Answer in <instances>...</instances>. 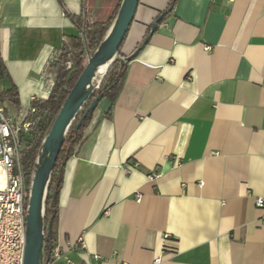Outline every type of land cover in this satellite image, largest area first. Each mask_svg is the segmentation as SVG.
<instances>
[{
	"label": "crops",
	"instance_id": "crops-1",
	"mask_svg": "<svg viewBox=\"0 0 264 264\" xmlns=\"http://www.w3.org/2000/svg\"><path fill=\"white\" fill-rule=\"evenodd\" d=\"M121 1L0 0L10 115L48 98V61L80 36L71 18L106 22ZM170 3L141 0L123 59ZM84 134L57 225L74 264H264V0H177Z\"/></svg>",
	"mask_w": 264,
	"mask_h": 264
},
{
	"label": "trees",
	"instance_id": "trees-1",
	"mask_svg": "<svg viewBox=\"0 0 264 264\" xmlns=\"http://www.w3.org/2000/svg\"><path fill=\"white\" fill-rule=\"evenodd\" d=\"M176 1L177 0H171L168 10L164 12L162 22L172 13V11L169 10L174 6ZM122 2L123 0L116 7L113 16L106 22L90 24L86 20L85 12L80 17L71 18L72 22L80 32V36L70 38L64 42L61 47L62 55L60 60L51 65V71L56 74L54 88L46 100H39L34 104L37 111L35 131L33 136L25 139L26 143L22 150V167L26 188V213L28 211L36 165L42 154L44 142L48 137L57 116L63 108L69 93L87 67L89 56H93L96 53L108 36L117 18ZM122 60L123 58L121 55H118L101 85L85 103L81 112L75 118L72 126L65 135L64 146L51 174L45 198L43 216L45 221L46 238L50 224L52 228L51 237L48 242H45L44 246L45 254H49L47 261L51 259L50 251L57 241L60 196L64 186L66 166L69 160L74 156L76 148L85 140L84 131L92 119L90 118L91 113H88L91 103L99 96H102V100L106 99L110 101L111 104H114L118 99L126 80L129 65V63L123 64ZM67 62H71L70 69L66 66ZM6 72L5 64L0 58V79L6 75ZM0 101H8L15 106H19L16 88H12L10 91L0 94ZM87 113L88 115L86 116ZM110 116L111 110L108 113V117ZM79 123H81L80 128H78Z\"/></svg>",
	"mask_w": 264,
	"mask_h": 264
},
{
	"label": "water",
	"instance_id": "water-1",
	"mask_svg": "<svg viewBox=\"0 0 264 264\" xmlns=\"http://www.w3.org/2000/svg\"><path fill=\"white\" fill-rule=\"evenodd\" d=\"M140 3L141 0H123L117 18L108 36L96 53L93 56H89L87 67L69 93L63 108L44 142L42 154L36 165L26 216V249L24 264H44V258L46 257L47 260L49 257V254H45L44 246L45 242H48L51 237L52 228L50 224L46 238L43 213L51 174L64 146L67 131L72 126L85 103L101 85L115 59L120 55V50L136 20ZM172 10L173 7H171L169 11ZM163 18L164 13H161L151 25V33L146 38L143 45L133 54L125 57L122 60L123 64L130 63L138 56L159 27ZM103 67H107V71L104 76H100L99 72ZM101 102L102 96H99L91 103L88 111V113H91L90 118L93 117ZM80 125L81 123H79L78 128H80Z\"/></svg>",
	"mask_w": 264,
	"mask_h": 264
},
{
	"label": "built area",
	"instance_id": "built-area-1",
	"mask_svg": "<svg viewBox=\"0 0 264 264\" xmlns=\"http://www.w3.org/2000/svg\"><path fill=\"white\" fill-rule=\"evenodd\" d=\"M211 47H206L210 51ZM61 50L55 52L48 61L42 73L45 82V93L51 94L56 74L51 71V65L61 58ZM68 69L71 62H67ZM34 96L31 104L26 108H19L12 116L8 113L6 101H0V264H24L26 249V188L22 167V150L25 139L33 136L36 127L37 102ZM127 173L129 171L127 170ZM158 178V174L150 176V180ZM140 201V198L138 199ZM258 209L264 208V199L256 200ZM78 244L84 248L82 239ZM68 251L75 248V244L56 241L50 251V260L44 258V264H74L68 257ZM157 258L153 264H161Z\"/></svg>",
	"mask_w": 264,
	"mask_h": 264
},
{
	"label": "bare ground",
	"instance_id": "bare-ground-1",
	"mask_svg": "<svg viewBox=\"0 0 264 264\" xmlns=\"http://www.w3.org/2000/svg\"><path fill=\"white\" fill-rule=\"evenodd\" d=\"M106 71H107V67H103V68H101V69H100V72H99V75H100V76H104V74L106 73Z\"/></svg>",
	"mask_w": 264,
	"mask_h": 264
}]
</instances>
